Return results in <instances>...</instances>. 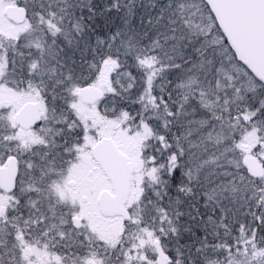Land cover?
<instances>
[{"label":"snow or ice","instance_id":"1","mask_svg":"<svg viewBox=\"0 0 264 264\" xmlns=\"http://www.w3.org/2000/svg\"><path fill=\"white\" fill-rule=\"evenodd\" d=\"M0 264H264V0H0Z\"/></svg>","mask_w":264,"mask_h":264}]
</instances>
